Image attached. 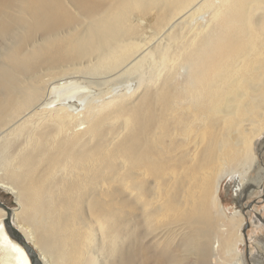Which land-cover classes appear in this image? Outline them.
Returning a JSON list of instances; mask_svg holds the SVG:
<instances>
[{"label":"bare ground","instance_id":"bare-ground-1","mask_svg":"<svg viewBox=\"0 0 264 264\" xmlns=\"http://www.w3.org/2000/svg\"><path fill=\"white\" fill-rule=\"evenodd\" d=\"M263 122L264 0H0V187L20 208H0V264H109L86 250L108 241L114 200L157 247L179 234L201 261H235L216 194L230 175L240 216L264 192L244 168ZM43 169L75 191L66 219Z\"/></svg>","mask_w":264,"mask_h":264},{"label":"rangeland","instance_id":"rangeland-1","mask_svg":"<svg viewBox=\"0 0 264 264\" xmlns=\"http://www.w3.org/2000/svg\"><path fill=\"white\" fill-rule=\"evenodd\" d=\"M22 81H25V76H22ZM262 126L264 127V122L262 123ZM250 142L252 143L251 155L253 160H250L248 165L244 166V168L245 172H248L246 175L247 178H257L260 171L264 170V134L255 135L252 137ZM8 143L11 153L15 149L17 150L23 146V138L14 135L10 136ZM5 156L6 159H3L2 162H12L14 160L12 157L13 155L11 154ZM2 158L3 156H0V160ZM226 167V170L231 168L230 165H227ZM204 171L206 174L211 172V169H204ZM197 173L198 172L195 170L190 173V175L194 176L197 175ZM35 175L40 178V185L45 187L46 190L52 192L51 195L56 198V200L61 201L62 204H64V207H62L59 211V213L64 216V219L71 216L69 211L70 208H73V206L76 207L78 203L74 201L75 191L71 189L70 182L64 178L58 177V180L55 183H52L48 178L49 174L46 169H43L41 172L36 171ZM2 178L4 182L11 183L7 176H3ZM230 179V175L222 178L221 190H219L216 194V199L222 207V211L220 212V221L222 223H226L225 225L228 226L224 228L225 230L228 229V231L223 236L221 235V240L223 242H227L230 250L233 251L229 253L234 255L235 260L232 262L227 261L226 264H264V246L262 244L264 240V227L262 223H259V221L255 222L258 215L264 218V192L259 188L255 190L245 201H241L239 203V205H241L238 207L239 209L241 208L239 213L240 216H235V208L237 209L238 205L233 195L234 182ZM227 183H230L228 188L229 192L225 190ZM160 188H164V185H161ZM170 190L171 189L169 187L166 188L165 191L170 194ZM0 202H3L11 210L16 212L20 211L15 196L1 187ZM65 203H68V206L65 207ZM107 208L111 212L109 221L113 224L112 228L114 227V229L108 237V241L105 239V244H100L98 248L93 247L87 250L85 249L88 252L91 251V249L94 250V253L92 254L93 258L99 256V259H101L108 253L110 261L109 264H210V261L207 258L205 261L199 260L197 254L192 252L190 242L189 245L185 243L186 239L179 234L176 237L174 245L170 249L157 247V244L154 243L152 239H142V237L138 235L141 223L138 212L133 211L131 216L126 218L127 208L125 209L122 205H118L116 200L109 202ZM90 216L93 217L92 219L96 220V216L91 215V211L88 209L83 219L85 220ZM74 218L76 222H79L78 217L74 216ZM104 218V220H106V217ZM126 220H128L129 223H126ZM241 220L243 221L242 223ZM256 223H259V225L256 226ZM102 224L107 228L104 232L109 233V225L105 223V221H103ZM97 225L98 224L95 223L91 224V229L96 231L95 233L98 234L100 232V228L96 229ZM12 226L13 228H16V225ZM77 227L80 230V238H85L87 234L83 227L79 225ZM70 235L72 234L70 233ZM193 239H197V237H193ZM120 243L122 245V249L126 251V259L119 256L118 246ZM100 248L103 251L107 250V252H103ZM168 250H171V253H168ZM35 251L38 253L36 249ZM188 251L191 252L189 261H182L181 252L184 253ZM210 254L209 248L207 255L210 256ZM218 255L219 257L224 258V250L220 249L218 251ZM117 258L118 261H115Z\"/></svg>","mask_w":264,"mask_h":264},{"label":"water","instance_id":"water-1","mask_svg":"<svg viewBox=\"0 0 264 264\" xmlns=\"http://www.w3.org/2000/svg\"><path fill=\"white\" fill-rule=\"evenodd\" d=\"M0 208L4 209L5 211H7L8 215L10 216V212H11V209L8 208L3 202H0ZM9 218V217H8ZM7 218V220H8ZM8 224L12 227L11 223H9V220H8ZM13 228V227H12ZM14 232H16V229L13 228L12 229ZM23 246L27 249V252L29 254H31V257L33 256V258H36L37 257V253L36 251L33 249V247L31 246V244L27 243L26 241H23L22 242ZM32 259V258H31Z\"/></svg>","mask_w":264,"mask_h":264}]
</instances>
